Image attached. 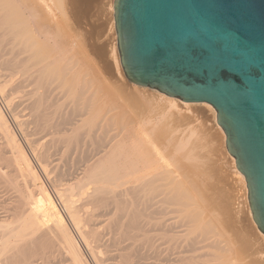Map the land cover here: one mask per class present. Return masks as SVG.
I'll return each mask as SVG.
<instances>
[{"label":"bare ground","instance_id":"obj_1","mask_svg":"<svg viewBox=\"0 0 264 264\" xmlns=\"http://www.w3.org/2000/svg\"><path fill=\"white\" fill-rule=\"evenodd\" d=\"M49 1H54L51 6ZM49 1L0 0V99L12 111L18 103H14V94L19 99L20 89H24L35 134L62 144L63 156L70 151L73 157L78 155L81 170L68 173L73 169L70 162V167L55 166L44 143L35 148L32 138L28 143L46 183L42 181L0 107V192L10 195L8 204V198L0 203V264H90L82 246L93 264L110 260L113 264H264V252L258 246L252 253L246 235L240 238L246 246L237 260L233 258V241L222 232L217 213L210 208L212 187L207 177L213 158L208 162L211 167L207 166L200 143L206 137L215 143L216 130L223 134L220 127L216 124L213 136L200 123L198 129H190L193 104L159 93L154 98L149 95L152 103L145 100L162 104V111L153 116L152 106L140 104L136 94L121 88L118 99L134 106L139 103L136 107L142 118L137 127L128 129L129 138L116 141L109 129L120 115L113 113L116 119L114 115L110 118L96 107L102 91L93 88L95 76L84 79L89 68L83 73L79 54H72L73 49L69 52L75 43L67 48L61 39L63 0ZM111 3L113 22V0ZM111 29L115 45L109 53L120 75L114 22ZM96 50L100 53L102 49ZM18 117L14 122L28 136L27 121ZM223 142L225 148V136ZM215 151L212 147L209 157ZM224 151L231 173L244 189L243 202L252 221L244 177L226 148ZM257 237L264 244V235L258 231ZM108 249L112 254L107 256Z\"/></svg>","mask_w":264,"mask_h":264},{"label":"water","instance_id":"obj_2","mask_svg":"<svg viewBox=\"0 0 264 264\" xmlns=\"http://www.w3.org/2000/svg\"><path fill=\"white\" fill-rule=\"evenodd\" d=\"M125 79L207 104L264 235V0H114Z\"/></svg>","mask_w":264,"mask_h":264},{"label":"rangeland","instance_id":"obj_3","mask_svg":"<svg viewBox=\"0 0 264 264\" xmlns=\"http://www.w3.org/2000/svg\"><path fill=\"white\" fill-rule=\"evenodd\" d=\"M53 2H51V4H53ZM111 2H112V0H63V9H62V13L63 14H62V16L59 15V12L57 10H55L54 7H53L54 9L52 8V10L54 11L53 14L55 13L54 14L55 17L57 15L56 19L58 18V15H59V17H60L59 21L62 20L61 21L62 26L60 25V27H61V36H62L61 39L63 38L62 41L67 43V46H65L66 44L63 43L64 47L70 48L69 45H71V42L75 43L74 45H76V46L75 47H71V49H69V52L73 49L71 51V53L73 52L72 54H75V53H76V55L79 54V55H77V57H79L80 60L82 59V63L84 64L82 66V72H83V69L86 70L87 68H89V71H88L89 74L87 75L88 77L86 76V78H84V79H86V81H89V79L91 80L95 76L92 79L93 81L91 82L92 84L94 83L93 84V86H94L93 88L94 89L95 88L98 89L100 87L98 90L102 91L99 94V96H102V100H101V97H100L98 103L100 104V100H101V104H103V105H101V104L99 105L97 103L96 107L99 108L101 113L103 112L102 114H105L107 112V114H108L107 116L110 117V118H114V116H115V119H116V115H117V117H118V115H120L119 116L120 118L119 117L117 118L118 121L115 122L117 124L116 125H115V123L111 124L110 125L111 129H109L111 131V132H109V135H111V137H113L117 141V140H120V139H124L126 137L129 138L128 136L130 135L129 132L131 130L129 131L128 129H131V128L135 127V126L137 127V125H139L138 121H141L142 117L140 116L141 114L139 113V108L137 109V107H139L140 104H142V105L144 104V106L146 104H148V103H146L145 100H150V102L152 103L151 99L154 98L155 95L157 97L160 93L157 92V91H154V90L137 87V86H135L133 84H130L125 79V77L123 75V72L121 70V67H120V73L121 74L120 75L116 74V71H115V69L113 67V64H112V58H111L110 53H109L110 47H112V45H115V40H114L115 37H113V29H111L112 28V24H113V22H112V14H111L112 11L109 10L110 9L109 7L112 4ZM49 3H50V1L48 2V4ZM51 4H49V5L51 6ZM96 49H102V50L99 53ZM94 50H96V51H94ZM85 70H84L83 73H85ZM85 74H87V73H85ZM87 78H88V80H87ZM95 85H96V87H95ZM121 88H122V90L126 89L127 90L126 92H128V94H131V93L132 94L133 93L136 94L135 96H136V98L138 97L137 101L138 102L140 101L139 102L140 104L136 103V106H137L136 107L133 104H132L133 105L132 106L129 102H124V100H122L120 98L118 99L119 96H118L117 92ZM20 91H21V93L19 92V99H18V97H16V96H18L17 93L14 94V97L16 99V100H14V103L16 104V102H18L15 105V107L17 106L16 109H13L12 111L8 110V108L6 107V105L4 104V102L1 99H0V107H1L2 111L4 112L8 122H9L13 132L15 133L16 138L18 139L19 143L21 144L22 148H24V150L27 153L28 157L32 161V164L36 168V171L38 172V174L40 173L39 175L42 177V179H43L42 181H44L46 183V180H44V177L42 176L40 169H38V167H39L38 166V161H37L38 159H37V157L34 156V153H32V148H30L31 146L28 143V141L32 140V138H34L32 141L36 140L35 141L36 143L33 145V147L38 148L40 144L44 143V147L49 149V150L47 149V151L50 152L49 154L54 157L53 158L51 156L52 159H54L55 161L52 160V159L51 160H52L54 165L56 164L55 166H57V164H59V166L60 165H62V166L64 165V167L65 166L67 167L66 164H68V167H70L71 166L70 164H72V168L75 171L72 168H70L72 170L68 169V171L70 170L68 173H72L71 171H73V173L80 171L81 169H79V168H81V166H80L79 159L77 157L78 155L76 156V154H75V156H76V158H75V156L73 157L74 154L71 155V153H72L71 151H70V153H68L69 156L66 154L68 151H64V154H66V156L65 155L63 156V153H62L63 149H59L60 147L63 148L62 144L59 146L58 145L59 143H57V144L56 143L55 144L50 143L49 142V141H51L50 137H49V139H50L49 140L48 137H43L42 135L35 134V131L33 129L34 126H32L33 124L31 123V119H30V117H28L29 116V114H28L29 113V109L26 107L28 105L27 102H26L28 99L26 100L25 98H27V97L23 94L25 92V90L24 89H20ZM107 92L110 93V96H107L109 94V93L107 94ZM129 92H131V93H129ZM20 94L21 95L23 94V95L20 96ZM141 96H144V97H141ZM106 97H107V99H106ZM63 99H64V101H63ZM63 99L61 100V102L63 101L62 103L65 102V98H63ZM102 101H103V103H102ZM123 102H124V104H123ZM153 102L154 103L152 105H151V103H149L148 105L152 106V109H154L153 116H155V114L159 113V111L160 112L162 111L163 107H162V104H159V103L156 104L155 102H157V101L154 100V99H153ZM112 103H115V105L113 104V106H111ZM176 103H178L177 105H178V107L180 109H185V108L182 107V104L180 102L176 101ZM108 104H110V105H108ZM122 104H123V106H122ZM159 105L161 106V108L159 107ZM203 105L202 104H193L189 108L190 111L194 114V117H193L194 120L192 119L190 124H189L190 126H192L190 129L195 128V127H196V129H198L199 128L198 126H199V123H200V124L206 125L208 127L209 136H210V134L213 136V133L215 132V130L217 128L216 127V119H215L216 114H215V111L213 110V108L211 106L208 105V108H207L206 104L204 106ZM106 106H110V107H107L109 109L105 108ZM150 106H148V107L150 108ZM111 107L114 108V112H113V110H112V112L110 111ZM120 107H122V108H120ZM124 107H125V109L127 108L128 110H124ZM146 107H147V105H146ZM117 108H119L120 112H119V110H117ZM103 109H104V111H103ZM128 111L129 112L131 111L132 114H131V112L129 113ZM108 112H110V113H108ZM147 112H149V111H147ZM113 113L114 114L117 113V114L114 115ZM129 114H131V115H129ZM111 115H114V116H111ZM127 115H129L128 116L129 118H127ZM15 117H18L19 120H21V121H25V122L27 121L28 126H26V128H27L26 132H27L28 136H24L19 131V129H18V127H17V125H16V123L14 122V119H13ZM22 119H24V120H22ZM130 120H132V123H131ZM30 123H31V125H30ZM123 123H124V125H123ZM130 123L132 125H130ZM125 124H127L128 126H126ZM133 124H135V125H133ZM113 125L116 126V127H113ZM189 125H188V127H190ZM112 128H113V130H112ZM118 128L121 131L120 130L118 131ZM116 129H117V131H116ZM32 130L34 131V133H33ZM126 130H127L128 133L125 132ZM219 132L220 131L217 132V130H216V133H214V135L217 138V141H215V143H214L213 140H211L212 139L211 137H206L205 138L207 143L205 142V140H203L204 142L202 141L200 143L201 147H202L200 150L203 151L200 154H201V156H203L202 158L205 159L204 162L206 163V161H207V163H206V164H208L207 166H209V167L212 166L210 168V171L208 172L209 173L208 174L209 177H207V178L210 179L209 184H211V187H212V188H210L211 190H210V193H209V196H210V199H211L209 201V203L211 202L210 204H212L210 206V208L215 211V214L217 213L216 214L217 215L216 218H217L218 222H220L219 225L221 226V229L223 230L222 232H224V230H225V232H226L225 235L227 237H230L231 241H233V249L236 248L232 252L233 253L232 255H234V257L233 256L232 257L234 259L238 258L239 253L241 252V249L243 248V245L246 246V244L242 243V239H240V238H244L243 235L247 236V237L246 236L245 237H246V239H248V241L250 240L251 243H250L249 246H251V248L253 247L252 248L253 250L252 249H249V250L253 251L252 253H255L257 251L256 250L257 248L254 249V247H258V246H259L258 248H260L259 250L264 252V244L257 237V232L258 231H256V226H255L254 223H252V221H249L251 219L249 217H247V214H246L247 213V204H245L243 202L244 201L245 192L243 191L244 189L242 187H240L241 185L239 184L236 176L234 175V172L231 173V171H232L231 165H230V163L228 161L229 160L228 159V155H227V159H226V156H225L226 154H225V151H224L225 148L223 146L224 145V142H223L224 136H223L222 133H219ZM120 133H121V135H120ZM27 137L29 138L28 140H27ZM41 137H43V138H41ZM44 138H46V139H44ZM45 141H47L46 143L48 145L45 144ZM212 141H213V143H212V146H211V142ZM49 143H50V145H49ZM52 144H53V146H52ZM209 144H210V146H209ZM45 145H47V146H45ZM57 145H58V147H57ZM49 146H51V147H49ZM52 147L53 148L55 147L54 148L55 152H52V151H54ZM205 147H206V149H205ZM207 147H208V149H207ZM212 147L216 151L214 152L215 154L211 152V155H210L211 158H210L209 157V154H210L209 152L211 151ZM209 148H211L210 151H209ZM65 150H66V148H65ZM58 152H60V153H58ZM53 153H54V155H53ZM212 154H213V157H212ZM60 155H62V156H60ZM58 156H59V159H55V157L58 158ZM34 157L36 159H34ZM61 157L63 159L62 161H61ZM212 158H213V160L211 162L210 160ZM64 159H66V161H64ZM76 161H78V162H76ZM215 161H216V167H214ZM54 162H59V163H54ZM69 162H70V164H69ZM208 162L210 163L211 166L209 165ZM74 163H76V164L73 167ZM211 163H213L214 165L211 164ZM62 166L59 167L58 170L59 169L61 170V168L63 170L64 167H62ZM5 194L0 192V203L2 202L1 200H3V202L5 204L6 198H8V200H7L8 202L6 203V204H8L10 202V195L6 194L7 196H5ZM212 195H213V197H212ZM0 217H2V216H0ZM77 239H78V237H77ZM79 243L81 245V242H79ZM253 243L255 244V246H254ZM239 248H240V250H239ZM82 249H83L84 257L87 259V261L90 264H93L91 258L88 256V253L86 252V250H84L83 246H82ZM108 251L110 253L108 252L107 256L112 254L109 249H108ZM105 255H103L102 258L105 259V260L109 259V258L105 257ZM263 260H264V258H263ZM110 261H105V262L107 264H113V262H110Z\"/></svg>","mask_w":264,"mask_h":264}]
</instances>
